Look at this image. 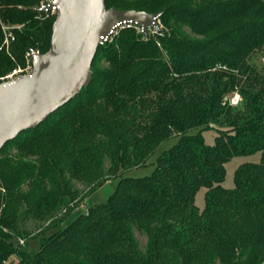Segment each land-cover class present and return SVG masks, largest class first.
I'll return each mask as SVG.
<instances>
[{"label": "trees", "instance_id": "16d2710c", "mask_svg": "<svg viewBox=\"0 0 264 264\" xmlns=\"http://www.w3.org/2000/svg\"><path fill=\"white\" fill-rule=\"evenodd\" d=\"M38 1L0 0V20L19 27L0 48V76L48 50L55 15H39ZM104 4L160 13L161 27L145 36L125 27L99 45L89 86L0 149V264H264V73L250 63L264 48V0ZM171 136L148 176H123ZM255 154L224 187L230 159ZM107 177L117 181L105 201L22 249L20 216L67 211L72 180L94 190Z\"/></svg>", "mask_w": 264, "mask_h": 264}, {"label": "water", "instance_id": "95a60500", "mask_svg": "<svg viewBox=\"0 0 264 264\" xmlns=\"http://www.w3.org/2000/svg\"><path fill=\"white\" fill-rule=\"evenodd\" d=\"M51 5L56 14L48 50L32 52L28 74L0 83V149L89 86L100 36L128 20L146 33L160 16L106 9L104 0H53Z\"/></svg>", "mask_w": 264, "mask_h": 264}, {"label": "rangeland", "instance_id": "374dc122", "mask_svg": "<svg viewBox=\"0 0 264 264\" xmlns=\"http://www.w3.org/2000/svg\"><path fill=\"white\" fill-rule=\"evenodd\" d=\"M4 26L5 28L10 31L14 37L13 29H18L19 27L15 26H9L4 24L0 20V26ZM161 27V25H160ZM1 30V28H0ZM2 32V30H1ZM3 35V32H2ZM13 42V41H12ZM10 44L4 43V35H3V41L0 45V48L4 47L6 53L10 49ZM39 53L38 50L33 51ZM27 52L23 56L24 64L20 65L18 63L15 68H24L26 67L28 63V59L26 58ZM264 48L260 51L255 52L251 58L250 63L260 72L264 73ZM237 93H233L231 96V99H235ZM230 99V100H231ZM232 102V101H231ZM240 101L235 103L236 105H239ZM215 132L213 130H207L203 133V136L205 138V141L207 143H212L214 138ZM178 137L177 136H171L167 140L163 141L156 149L153 156L149 159V161L146 163V165L138 168H131L123 172L124 177H144L148 176L154 169V159L155 157L160 154L162 151L167 150L170 148L176 141ZM15 149H12L10 153H13ZM258 160V154L251 155V156H243V157H232L230 161L225 166V177L223 181L224 187H232L233 185V171L235 168L244 162H256ZM109 179V177H107ZM117 179H109L106 181L102 186L99 188H96L92 190V184H88L87 182H80L76 180H72V184L77 190V196L69 203L68 210L65 211V209L61 208L53 213H51L46 218H36L32 216L21 218L20 216L18 220L19 228L20 230L24 231L25 238L23 240L22 249L26 252H34L38 249L40 240L43 238V236H47L53 232H55L56 226L60 223L58 226L59 228L63 227L65 224L70 222L72 219H74L78 214L86 211V209L93 205L100 202L105 201L107 196L112 192ZM195 203L199 208H202L203 205V190H199L197 194L195 195ZM22 212L20 213V215ZM51 223V225L49 224ZM48 225V226H47ZM135 237L138 240L141 247H143L145 243V236L140 233H135ZM16 263V257L11 256L4 264H15Z\"/></svg>", "mask_w": 264, "mask_h": 264}, {"label": "built area", "instance_id": "2783aa9c", "mask_svg": "<svg viewBox=\"0 0 264 264\" xmlns=\"http://www.w3.org/2000/svg\"><path fill=\"white\" fill-rule=\"evenodd\" d=\"M52 1L53 0H39L38 4L36 6H34L33 9L36 10L38 8L36 11L39 12V15H42L44 17L55 15L56 9H55V6L51 5ZM125 27L133 28V29H135L136 32L145 36L147 33H154L157 30H159L160 22L158 19H156L154 26L148 27L147 32L143 33L141 26H138L136 23L131 22L129 20L128 21H122V22L118 23L117 25H115L110 30L108 35L99 37V45L110 42L112 40V38L118 33V31L121 30L122 28H125ZM0 28H1L3 35H4V43L9 44L10 42H12L14 40L12 33L10 31H8V29L2 25L0 26ZM32 52L33 51L27 52L26 58L28 59V63L26 65V67L14 68L10 72L6 73L5 75L0 76V83L12 81L13 79H15L16 77H18L20 75L28 74L31 71V67H32L31 66V59H30ZM263 62H264V59H263ZM231 101H232L231 103L233 104V99H231ZM18 243L22 245L23 240L19 239Z\"/></svg>", "mask_w": 264, "mask_h": 264}, {"label": "clouds", "instance_id": "9594fccd", "mask_svg": "<svg viewBox=\"0 0 264 264\" xmlns=\"http://www.w3.org/2000/svg\"><path fill=\"white\" fill-rule=\"evenodd\" d=\"M240 99L241 97L239 96V94H237L235 99L233 100V104L237 103Z\"/></svg>", "mask_w": 264, "mask_h": 264}]
</instances>
